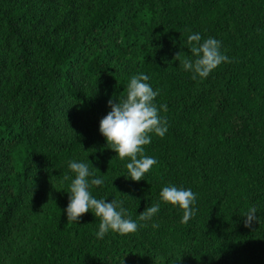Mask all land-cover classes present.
Returning a JSON list of instances; mask_svg holds the SVG:
<instances>
[{"label": "trees", "instance_id": "1", "mask_svg": "<svg viewBox=\"0 0 264 264\" xmlns=\"http://www.w3.org/2000/svg\"><path fill=\"white\" fill-rule=\"evenodd\" d=\"M196 33L231 62L194 80L181 64ZM141 73L168 130L133 182L99 122ZM60 94L83 116L63 140L46 132ZM73 160L98 170L91 195L122 202L136 232L98 239L91 212L67 222ZM165 186L191 189L195 214L182 223L161 203L140 221ZM0 264H264V0H0Z\"/></svg>", "mask_w": 264, "mask_h": 264}, {"label": "clouds", "instance_id": "2", "mask_svg": "<svg viewBox=\"0 0 264 264\" xmlns=\"http://www.w3.org/2000/svg\"><path fill=\"white\" fill-rule=\"evenodd\" d=\"M192 58L182 61V69L192 73V79L207 78L222 63H230V58L221 52V42L215 38H207L201 42V36L190 34L187 38ZM177 53L175 58H178ZM149 77L145 74L134 75L127 84L126 94L119 100L112 98L108 101L110 111L99 122V133L105 139L106 145L116 153L120 160L128 159L126 164L128 178L133 182L143 180L144 175L157 164L153 157L144 155V146L151 143L152 134L163 137L167 132V121L160 116V109L167 111L166 105L160 108L154 103L159 90H153L147 83ZM68 168L74 175L71 178L68 195L69 202L66 208L67 222H77L79 218L91 212L99 218L98 239L106 233L113 232L127 235L137 231L138 224L131 218H126L127 210L122 202L112 200L106 203L105 199H97L91 195L92 186L104 183L97 178L98 172L87 163L70 161ZM90 168L92 169L90 171ZM68 175L64 180H69ZM54 190V189H53ZM159 202L149 206L138 215L140 221L151 219L159 210L160 204L178 206L183 212L182 223H186L195 213L192 208L196 195L191 189H181L175 186H165L159 193ZM256 209L252 207L245 215V227L257 222ZM159 227L158 224L153 225Z\"/></svg>", "mask_w": 264, "mask_h": 264}, {"label": "rangeland", "instance_id": "3", "mask_svg": "<svg viewBox=\"0 0 264 264\" xmlns=\"http://www.w3.org/2000/svg\"><path fill=\"white\" fill-rule=\"evenodd\" d=\"M76 75V74H75ZM73 79L78 84L81 95H84L87 88L85 80L78 75ZM83 116L79 111L77 104L71 102L64 94L58 95L51 118L47 122L46 132L53 138L63 140L79 131Z\"/></svg>", "mask_w": 264, "mask_h": 264}]
</instances>
